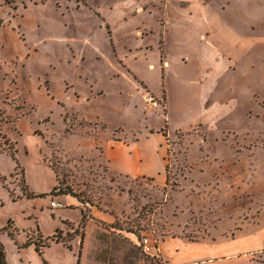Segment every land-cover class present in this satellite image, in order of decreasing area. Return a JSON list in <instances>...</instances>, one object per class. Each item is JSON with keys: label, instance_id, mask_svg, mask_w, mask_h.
I'll use <instances>...</instances> for the list:
<instances>
[{"label": "rangeland", "instance_id": "374dc122", "mask_svg": "<svg viewBox=\"0 0 264 264\" xmlns=\"http://www.w3.org/2000/svg\"><path fill=\"white\" fill-rule=\"evenodd\" d=\"M182 1L0 0L7 264H161L143 239L229 254L264 225V0ZM192 26L214 31L215 74L182 42ZM141 38L153 51L131 52Z\"/></svg>", "mask_w": 264, "mask_h": 264}, {"label": "crops", "instance_id": "0c3cea01", "mask_svg": "<svg viewBox=\"0 0 264 264\" xmlns=\"http://www.w3.org/2000/svg\"><path fill=\"white\" fill-rule=\"evenodd\" d=\"M181 4H186L192 6V2L182 1ZM201 7V6H199ZM203 8V9H202ZM200 8L201 12L203 13V20L202 23L206 24V26L211 25V16L208 15L209 12H218L216 9H218L217 6H214V4L209 3L208 1H203V6ZM206 8V9H205ZM198 10V5L196 7ZM224 9V8H223ZM214 18V17H212ZM167 27V26H166ZM194 30L190 31L191 34V40L190 41H182L184 43V46L186 48H191L190 51L192 53L199 51L201 55V63L202 68L204 71H206V74H215L218 70L217 64L215 62L212 63V65H209L208 62L212 60L213 55L218 54V46L216 43H214L213 39H210L212 36V31L209 28L201 27V29L206 28L205 30L208 31L202 35L201 31L196 32V26H192ZM199 29V30H201ZM232 33H238L236 31H232ZM155 35V34H154ZM165 35H160L159 42H158V50L160 53L162 52V55L157 58V61H150L149 66L154 71H157V73L161 70V78L162 81H164L165 78L168 77V74L170 72L171 65L170 63L165 59L166 51H169L171 46L169 47L168 39H165ZM162 39L161 49H159L160 46V40ZM140 40H142L140 42ZM139 40L138 44L139 46H134L133 50L131 52H137V53H145V52H151L149 49L147 50L146 46H142L141 43H143V39L141 38ZM187 53H184V56H186ZM149 59V58H148ZM150 60V59H149ZM186 60V58H184ZM152 64V65H151ZM209 68V69H208ZM165 77H164V70ZM214 76L211 75V77H204L203 81L209 85V87L213 88V80ZM146 83V82H145ZM148 85V83H146ZM149 86V85H148ZM164 86V82H163ZM150 88V86H149ZM152 91V90H151ZM203 92V89L201 93ZM152 93L155 94L157 97H161L163 94L166 95V113H167V106L169 107L170 99L168 97V94L165 90H163L160 94L155 93L152 91ZM264 221V220H263ZM264 223V222H263ZM235 246L236 248H232L233 250L229 252V254H226L225 252H221L218 250L217 243L214 242H188L184 241L183 239L179 238H173L170 240H165L161 242L159 245L156 244V249L152 250V256H148L152 259L157 260L161 264H264L263 258L257 257L258 252H264V225H262V228L258 229L257 233H252L248 236H239L234 238L231 241V244Z\"/></svg>", "mask_w": 264, "mask_h": 264}, {"label": "built area", "instance_id": "2783aa9c", "mask_svg": "<svg viewBox=\"0 0 264 264\" xmlns=\"http://www.w3.org/2000/svg\"><path fill=\"white\" fill-rule=\"evenodd\" d=\"M146 101L150 104H152L153 106L157 107V106H160L159 105V102L156 101L153 97H147L146 98ZM51 207H53L54 209H58V208H61L62 207V204L61 203H58V202H53L51 204ZM139 246L141 247L142 249V252L147 255V256H152V250L153 247H152V244L150 242L149 239H143L140 243H139Z\"/></svg>", "mask_w": 264, "mask_h": 264}, {"label": "trees", "instance_id": "16d2710c", "mask_svg": "<svg viewBox=\"0 0 264 264\" xmlns=\"http://www.w3.org/2000/svg\"><path fill=\"white\" fill-rule=\"evenodd\" d=\"M30 246V245H29ZM39 246L38 245L36 247V251L39 252ZM40 253V252H39ZM41 254V253H40ZM0 264H7V260H6V252H5V249H4V246L3 244L0 242Z\"/></svg>", "mask_w": 264, "mask_h": 264}]
</instances>
